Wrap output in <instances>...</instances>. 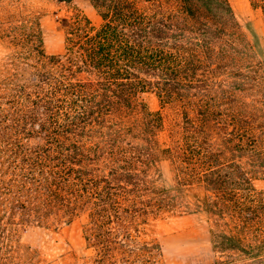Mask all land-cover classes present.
<instances>
[{
	"label": "trees",
	"instance_id": "16d2710c",
	"mask_svg": "<svg viewBox=\"0 0 264 264\" xmlns=\"http://www.w3.org/2000/svg\"><path fill=\"white\" fill-rule=\"evenodd\" d=\"M87 1L100 24L65 16L62 54L45 53L33 15L5 32L16 51L0 77V264H20L24 227L80 215L93 264H165L149 226L186 214L206 218L214 264H264L257 34L228 0Z\"/></svg>",
	"mask_w": 264,
	"mask_h": 264
},
{
	"label": "rangeland",
	"instance_id": "374dc122",
	"mask_svg": "<svg viewBox=\"0 0 264 264\" xmlns=\"http://www.w3.org/2000/svg\"><path fill=\"white\" fill-rule=\"evenodd\" d=\"M234 14L243 26L257 34L262 47L264 61V15L254 11L248 0H228ZM79 11L94 26L100 24V17L87 0H0V77L8 59H14L15 46L5 36V32L20 24L25 17L39 19L42 31L43 49L48 55L63 53L64 32L62 19ZM150 111L159 110V102L154 93L142 95ZM168 124V123H167ZM166 137V132L163 139ZM158 172L162 184L173 182L170 164L161 161ZM258 191H264V178L254 181ZM83 215L70 223L58 227L30 225L24 227L18 239L22 245L20 264H93V254L85 248ZM149 233L161 246L165 264H214V254L210 243L209 224L203 215L186 214L176 217L156 219L149 226Z\"/></svg>",
	"mask_w": 264,
	"mask_h": 264
}]
</instances>
